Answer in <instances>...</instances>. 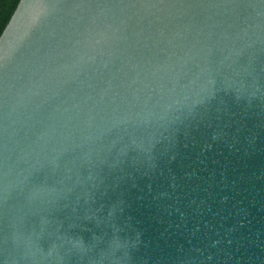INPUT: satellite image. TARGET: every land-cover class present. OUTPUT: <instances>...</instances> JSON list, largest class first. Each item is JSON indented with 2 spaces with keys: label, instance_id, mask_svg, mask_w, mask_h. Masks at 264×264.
<instances>
[{
  "label": "water",
  "instance_id": "95a60500",
  "mask_svg": "<svg viewBox=\"0 0 264 264\" xmlns=\"http://www.w3.org/2000/svg\"><path fill=\"white\" fill-rule=\"evenodd\" d=\"M0 264H264V0H18Z\"/></svg>",
  "mask_w": 264,
  "mask_h": 264
},
{
  "label": "trees",
  "instance_id": "16d2710c",
  "mask_svg": "<svg viewBox=\"0 0 264 264\" xmlns=\"http://www.w3.org/2000/svg\"><path fill=\"white\" fill-rule=\"evenodd\" d=\"M18 0H0V34L8 22Z\"/></svg>",
  "mask_w": 264,
  "mask_h": 264
}]
</instances>
